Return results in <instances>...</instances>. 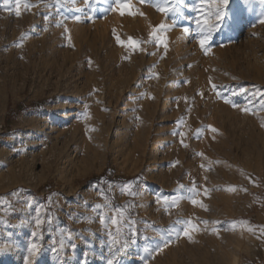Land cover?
<instances>
[{"label": "rangeland", "instance_id": "obj_1", "mask_svg": "<svg viewBox=\"0 0 264 264\" xmlns=\"http://www.w3.org/2000/svg\"><path fill=\"white\" fill-rule=\"evenodd\" d=\"M215 8L0 0V264H264V2Z\"/></svg>", "mask_w": 264, "mask_h": 264}, {"label": "snow or ice", "instance_id": "obj_2", "mask_svg": "<svg viewBox=\"0 0 264 264\" xmlns=\"http://www.w3.org/2000/svg\"><path fill=\"white\" fill-rule=\"evenodd\" d=\"M119 2H121V0H118V3ZM123 2H124L125 7H127V0H123ZM168 2H169V0H165L166 5H167ZM202 2H204V0H202ZM208 2L216 5L215 11L212 12V15L215 17V19H216V21L218 23L209 25L208 24V20L205 19L204 22H203L204 27H201L200 30H201V32H209L210 33V31L212 29L218 28L220 26V23H222L224 21L225 16H226V6L228 5L229 0H208ZM262 2H264V0H262ZM20 6H21V0H16V9H17L16 10V15L17 16L20 15V11H19ZM157 10L161 11V12H167V11H172L173 9L166 6V7H159ZM77 19H79V18L77 17ZM262 22H264V21H262ZM200 23L201 22L198 20L197 21L198 26H200ZM160 27L164 28L165 26L161 25ZM208 39H210V35H204V36L201 37L199 43H200L202 48H204V46H205V44H206ZM129 40H130V43L134 47L137 46L140 43L139 41H134L131 38H129ZM117 41H118V43H122L119 40V37H117ZM17 46H21V45H17ZM165 47H166V45H165ZM213 87L215 88V85H213ZM225 102L228 103L227 100ZM235 106L236 105L233 104V107H235ZM242 110L243 111H248L247 109H242ZM262 126H264V125H262ZM228 190L229 191H234L235 189L234 188H229ZM102 197H103V194H102ZM191 202L193 204L197 203V201L195 199H193ZM95 207L96 208H102L103 205H96ZM114 211H115L116 214L113 215L112 217H110L109 219H110L111 224L116 226V235L119 236L121 234V229H120L119 225H120V222H121V219H122L124 213H123L122 209H115ZM104 222H105V218L102 216L101 217V223H104ZM185 223H186L187 226L191 227L193 230L196 227L195 225L192 224L191 220H189V221H187ZM205 223H207V222H205ZM39 224H40V221L37 220V225H39ZM188 230H189L188 227H186L184 229V234L185 235H188ZM109 235H110V243H112V244L118 243V240H116L115 238H111L112 237L111 233ZM189 239H191V236H189ZM35 248H36V245L33 244L31 246V248L29 249V251H32ZM145 251L147 252L148 249H145ZM107 264H114V261L110 259V260H108Z\"/></svg>", "mask_w": 264, "mask_h": 264}, {"label": "bare ground", "instance_id": "obj_3", "mask_svg": "<svg viewBox=\"0 0 264 264\" xmlns=\"http://www.w3.org/2000/svg\"><path fill=\"white\" fill-rule=\"evenodd\" d=\"M14 168V167H13ZM15 170V169H14Z\"/></svg>", "mask_w": 264, "mask_h": 264}]
</instances>
